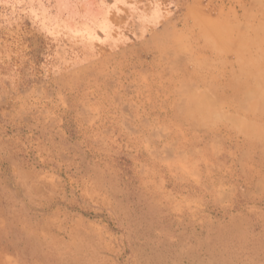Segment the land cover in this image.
<instances>
[{
    "label": "rangeland",
    "instance_id": "obj_1",
    "mask_svg": "<svg viewBox=\"0 0 264 264\" xmlns=\"http://www.w3.org/2000/svg\"><path fill=\"white\" fill-rule=\"evenodd\" d=\"M0 264H264V0H0Z\"/></svg>",
    "mask_w": 264,
    "mask_h": 264
}]
</instances>
